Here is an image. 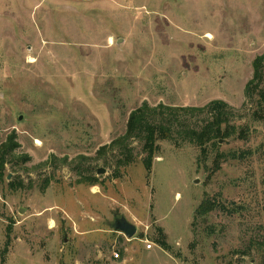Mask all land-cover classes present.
<instances>
[{"label":"rangeland","instance_id":"obj_1","mask_svg":"<svg viewBox=\"0 0 264 264\" xmlns=\"http://www.w3.org/2000/svg\"><path fill=\"white\" fill-rule=\"evenodd\" d=\"M260 56L264 0H0V264H264ZM217 100L236 112L217 145L159 140L150 171L139 141L125 168L103 149L144 103Z\"/></svg>","mask_w":264,"mask_h":264},{"label":"trees","instance_id":"obj_2","mask_svg":"<svg viewBox=\"0 0 264 264\" xmlns=\"http://www.w3.org/2000/svg\"><path fill=\"white\" fill-rule=\"evenodd\" d=\"M263 84L264 56H260L254 62V76L247 84L246 99L252 102L258 97L259 104L262 103L264 106ZM190 116H208L209 118L201 130H196L186 124L187 118ZM235 117V110L224 101L219 100L213 101L203 108H180L165 105L151 107L148 103H144L130 115L126 133L103 149H109L112 152L119 151L122 159L118 162V168H125L136 162L132 143L139 141L146 154L142 163L147 171H150L159 140L176 141L175 135L181 136L184 133L183 140H187L197 147L205 148L209 145H217L220 139L235 135V126L230 125ZM182 128H185L184 132ZM13 153L12 149H5V146L0 148V180H3L8 157ZM79 175L82 179L81 182L94 184L96 181L90 170H85V174ZM216 208V203L207 200L198 208L196 216L205 217Z\"/></svg>","mask_w":264,"mask_h":264},{"label":"water","instance_id":"obj_3","mask_svg":"<svg viewBox=\"0 0 264 264\" xmlns=\"http://www.w3.org/2000/svg\"><path fill=\"white\" fill-rule=\"evenodd\" d=\"M20 120H22V118H20ZM104 173H105L104 169L98 170L99 175ZM9 179H11V176H9ZM113 228L119 233L125 235L128 239H133L137 232V227L122 217L115 218Z\"/></svg>","mask_w":264,"mask_h":264},{"label":"bare ground","instance_id":"obj_4","mask_svg":"<svg viewBox=\"0 0 264 264\" xmlns=\"http://www.w3.org/2000/svg\"><path fill=\"white\" fill-rule=\"evenodd\" d=\"M208 37L210 38V37H211V35H210V34H208Z\"/></svg>","mask_w":264,"mask_h":264},{"label":"built area","instance_id":"obj_5","mask_svg":"<svg viewBox=\"0 0 264 264\" xmlns=\"http://www.w3.org/2000/svg\"><path fill=\"white\" fill-rule=\"evenodd\" d=\"M148 248H151V246L149 245Z\"/></svg>","mask_w":264,"mask_h":264}]
</instances>
